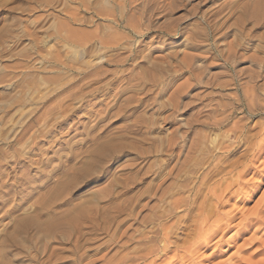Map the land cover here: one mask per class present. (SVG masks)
Instances as JSON below:
<instances>
[{
    "label": "rangeland",
    "instance_id": "obj_1",
    "mask_svg": "<svg viewBox=\"0 0 264 264\" xmlns=\"http://www.w3.org/2000/svg\"><path fill=\"white\" fill-rule=\"evenodd\" d=\"M0 264H264V0H0Z\"/></svg>",
    "mask_w": 264,
    "mask_h": 264
}]
</instances>
